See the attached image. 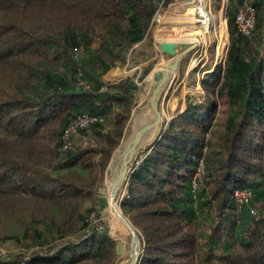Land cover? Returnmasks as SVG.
<instances>
[{
  "label": "trees",
  "instance_id": "trees-1",
  "mask_svg": "<svg viewBox=\"0 0 264 264\" xmlns=\"http://www.w3.org/2000/svg\"><path fill=\"white\" fill-rule=\"evenodd\" d=\"M249 1L251 35L236 25L244 0H227L229 47L202 80L205 100L172 120L129 175L121 207L143 237L136 264H264V0ZM173 2L0 0V229H19L31 251L24 264L115 263L117 242L93 218L139 87L133 77L110 85L102 77ZM85 114L103 122L65 148ZM237 188L251 191L248 206L236 203Z\"/></svg>",
  "mask_w": 264,
  "mask_h": 264
},
{
  "label": "rangeland",
  "instance_id": "rangeland-1",
  "mask_svg": "<svg viewBox=\"0 0 264 264\" xmlns=\"http://www.w3.org/2000/svg\"><path fill=\"white\" fill-rule=\"evenodd\" d=\"M199 1H201V5ZM199 1L174 0V2L169 4L167 7L160 8L154 16V23L148 37L143 42L136 45L134 50L129 53L125 64H118L115 68H113L114 70H111L112 73H117L118 75H127L131 71L129 70L130 68L127 67V64H130L131 66L134 64H143L144 62L154 58L149 63L150 72L143 80L140 81L139 78L143 77L146 67L143 68L138 77L137 75L139 73L128 76L135 79V82L138 84L139 88L134 96L135 106L133 108L129 127L125 136L121 139L119 146L114 152V156L112 158L113 160L121 151L124 150L126 145L128 148V146L135 139L137 133L146 127L144 117L150 98L157 84V82L154 80L152 87L149 89V91H147L146 88L149 77L156 69H158V67H160V65L168 63L170 58L168 55L162 54L160 52V42H191V44L197 45L195 49L185 55V57L181 60L180 66L177 69V75L173 77V80L169 83L168 89L161 96L158 104L160 125L157 129L152 130L145 136L142 149L136 154L135 158L130 163L129 175L132 172L135 164L142 161L145 155L148 153L149 146L158 139L160 133L163 131V129L168 127L172 120L184 112L190 103L199 104L205 100L207 95L202 87L203 78L206 76V74L211 73L214 70L211 68H215L217 65L223 64L225 61L229 47V33L224 13L227 6V0ZM173 8L177 11V14L175 13L168 16ZM190 9H193V16L189 15ZM201 9L210 18V29L208 30H205L206 24L200 22V20L203 19L199 14H202ZM222 21H225L227 33L226 47L223 48L221 45L222 39L219 31ZM198 30L204 32V35L203 33H197ZM181 51L182 50L180 49L179 52ZM156 54L157 56H155ZM191 63H194V68L191 70L188 76H184V72H186L188 68L192 66ZM118 75L116 78L112 76L107 79H105L104 76L102 77V81L105 83V85L117 83L120 81H116L117 77L119 78L120 76ZM155 121L156 114H153L149 119V123L153 124ZM74 139L76 144H92L89 139H81L78 137H74ZM98 160L99 155L96 157V162H98ZM74 170L78 174L89 179L99 175L98 167H95L94 170H83L80 167H76ZM64 173H66V171H64ZM110 176L112 177L111 171L108 167L102 178V183L100 184L98 193V213L100 214V217L99 219H96L93 214V219L100 221L104 227V230H106L117 242L118 255L114 264H132L135 256L137 254L140 255L143 252V237L141 232L137 229V227L133 224L129 216L125 214L121 207V201L126 194V190L123 196L117 193L114 199L115 209H117V213L123 219L127 220L134 229L136 237L135 245L137 246V251H133L131 243L132 230L124 226L121 222L117 221L112 212V202L109 190ZM0 233L1 236H7V238H9L0 242L1 258L11 260L12 262H20L24 257H27V254L31 253L30 250H24L23 246L21 245V232L17 227L4 224L0 229ZM14 236H18L19 241L14 239ZM19 262L15 264H19Z\"/></svg>",
  "mask_w": 264,
  "mask_h": 264
},
{
  "label": "water",
  "instance_id": "water-1",
  "mask_svg": "<svg viewBox=\"0 0 264 264\" xmlns=\"http://www.w3.org/2000/svg\"><path fill=\"white\" fill-rule=\"evenodd\" d=\"M160 52L162 54L168 55L170 58L173 59L171 64H167L164 68L155 70L154 79L157 82L153 94L150 98L149 105L146 110L145 114V126L148 128L150 127L149 119L153 114H157L160 119V114L158 112V104L160 101L161 96L163 93L168 89L169 83L173 80V73L178 69L180 66L181 60L191 52L193 49L197 47V45H193L188 42H173V41H165L160 42L159 44ZM182 50L179 52V50ZM127 145L123 151H121L118 156L113 159L110 163L109 169L111 171V175L114 173L115 170L119 171V178L118 184L113 186L112 191L114 193H118L121 196L124 195L128 178H129V166L130 163L126 162L125 154H126ZM111 177V176H110ZM139 255L135 256L133 263L136 264L138 261Z\"/></svg>",
  "mask_w": 264,
  "mask_h": 264
},
{
  "label": "built area",
  "instance_id": "built-area-1",
  "mask_svg": "<svg viewBox=\"0 0 264 264\" xmlns=\"http://www.w3.org/2000/svg\"><path fill=\"white\" fill-rule=\"evenodd\" d=\"M200 16L203 18L200 20L203 24H206L207 20L209 21V16H203L201 13H199ZM256 24V9L255 7L250 3L249 0H244L243 6L240 8L237 16H236V25L238 28L239 33L245 36L251 35L253 30L255 29ZM261 59L264 62V46L261 51L260 55ZM83 85V83H81ZM103 122V118L85 114L80 116L73 125L67 129L64 140H65V148H68L71 145V137L73 134L78 133L81 129H85L89 127L92 124ZM203 171V166L199 168L198 173L196 176ZM233 197L238 204V206L241 208L243 206H248L252 200V193L246 188H237L234 190ZM252 215H256V212L254 209L251 210ZM94 220V219H93ZM95 222V221H93ZM96 223V222H95ZM98 230L102 231L104 230L103 225L98 226ZM3 256V254H2ZM27 257H24L19 264H24V262L27 260Z\"/></svg>",
  "mask_w": 264,
  "mask_h": 264
},
{
  "label": "bare ground",
  "instance_id": "bare-ground-1",
  "mask_svg": "<svg viewBox=\"0 0 264 264\" xmlns=\"http://www.w3.org/2000/svg\"><path fill=\"white\" fill-rule=\"evenodd\" d=\"M199 2H200V5H201V1H199ZM176 12L177 11L173 8L171 10V12L168 14V16L169 15H173ZM189 15L190 16L194 15L193 14V9H190ZM202 15L208 17V15H206V13L203 10H202ZM208 29H210V20L209 21L207 20L206 25H205V30H208ZM200 30H198L197 33H203V35H204V32H202ZM219 31H220V35H221V39H222L221 45H222V48H223V47H226V42H227V40H226L227 33H226L225 21H222V24H221V26L219 28ZM188 43H191V42H188ZM165 66L163 65V67H159L158 69L164 70ZM158 69H156V70H158ZM154 80H155L154 79V73H152V75L149 77V80H148V84H147V88H146L147 91H149V89L152 87V85L154 83ZM159 122H160V119H159V117L156 114V121L153 124H150V127H148V128L145 127V128L141 129L137 133L135 139L133 140V142L127 148V151H126V154H125V159H124L126 162H129V163L132 162V160L135 158L136 154L142 149L143 143L145 141V136L147 135V133L151 132L154 129H157L159 127V125H160ZM119 176H120L119 171L115 170L114 173L112 174V177H110V179H109V190H110L111 202H112V206H113V207L111 206V208H112V212H113V215H114L115 219L117 221L121 222L127 228L132 230V237H131L132 250L136 252L137 251V246L135 245L136 237H135L134 229H133L132 225L127 220L123 219L117 213V209H115L114 199H115V196H116L117 193H114L112 191V189H113L114 185L118 184Z\"/></svg>",
  "mask_w": 264,
  "mask_h": 264
},
{
  "label": "crops",
  "instance_id": "crops-1",
  "mask_svg": "<svg viewBox=\"0 0 264 264\" xmlns=\"http://www.w3.org/2000/svg\"><path fill=\"white\" fill-rule=\"evenodd\" d=\"M225 13V12H224ZM155 56H157V54L155 55ZM156 58V57H155ZM152 59H154V58H152ZM152 59H150L149 61H147V62H144L143 64H134L133 66H131L130 64H127V67H129L130 69L129 70H131L127 75H118L117 73H112V71H110L106 76H105V79H107V78H109V77H115L116 78V76L118 75L119 76V78L117 77V80L116 81H118V80H122L123 78H127L129 75H131V74H138L137 75V77L140 75V73L142 72V70H143V68L144 67H146V69L148 68L149 69V67H150V65H149V63L151 62V60ZM173 62V59H171V58H169V60H168V63H166V64H171ZM166 64H164V66L166 65ZM191 64H194V63H191ZM213 64H215V63H213ZM149 65V66H148ZM160 67H163V65H160ZM159 68V67H158ZM194 68V66L192 65L190 68H188V70L186 71V72H184V76H188L189 74H190V72H191V70ZM145 69V70H146ZM211 69H214V68H211ZM114 70V69H113ZM177 75V70L173 73V77H175Z\"/></svg>",
  "mask_w": 264,
  "mask_h": 264
}]
</instances>
